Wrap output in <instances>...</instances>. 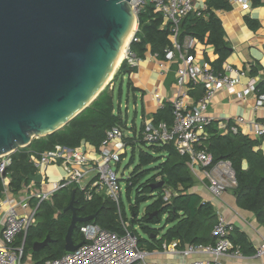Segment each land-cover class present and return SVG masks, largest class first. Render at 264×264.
Returning a JSON list of instances; mask_svg holds the SVG:
<instances>
[{
    "label": "trees",
    "instance_id": "trees-1",
    "mask_svg": "<svg viewBox=\"0 0 264 264\" xmlns=\"http://www.w3.org/2000/svg\"><path fill=\"white\" fill-rule=\"evenodd\" d=\"M231 0H207L208 11L205 16L197 18L189 15L181 21L179 28V40L191 37L203 46H212L216 60L212 63L214 69L220 73L222 63L230 55L231 50L224 40L222 23L214 11L231 10ZM253 7L264 5L262 0H250ZM248 23L250 20L247 19ZM163 19L160 14L153 13V8L147 5L139 15V27L141 38L139 43L132 44L131 50L142 58L150 48V52L164 57V50L172 44L169 26L163 28ZM134 69L126 62H122L116 70L112 81L124 75H130ZM194 84H190V87ZM258 96L264 94V82L255 87ZM172 106L165 104L163 110L154 115L153 123L165 122L172 124ZM114 127L124 129L119 115L114 113L113 99L107 86L99 96L73 118L62 129L43 138L34 139L29 146L20 149L11 157V166L8 168L10 177L9 190L12 194L22 191V186L29 183L34 174L33 167L28 160L31 154L40 157L43 153L52 151L56 146L74 149L83 143L96 152L99 149L107 131ZM208 138L202 141L200 148L205 149L213 159L229 161L235 173L236 180V206L254 215L257 223L264 226V157L258 150V141L240 133H227L220 135L210 124L206 128ZM124 142L132 149L140 142L135 137L124 138ZM142 143V142H140ZM143 144V143H142ZM145 145V144H144ZM153 152L160 154L159 164L154 168V175L146 182V174L133 172L126 181V190L129 194L136 190L137 205L146 202L148 195H155V201L145 210L144 215L138 220L139 213L136 208L132 209L131 218L128 222L130 227L138 225L149 237L148 253L162 250V244L175 243L177 249L182 250L185 246L213 245L214 238L211 236L216 223L213 206L189 190L193 186V177L188 168V158L180 156L172 146H150ZM123 155L121 158H123ZM140 166H148L157 161L152 156L140 153ZM246 167H243V163ZM159 184H162L160 187ZM164 187L171 188L175 195L168 202L163 201ZM2 184L0 180V197L2 196ZM74 194V207L77 216L85 218L94 216L88 223H78L72 235L75 245L84 243L80 229L87 225H97L102 230L122 234V228L116 213L115 205H110L109 200L93 195L92 199L85 200L84 190L77 186H70L56 192L49 203L42 202L38 208L35 225L28 231L24 246V253L31 251L35 264H45L46 261L54 260L63 256L64 238L70 225L72 213L65 211ZM123 214L125 221L126 215ZM165 218V225L173 226L166 229L159 238L157 230L152 229L159 225ZM129 227V228H130ZM166 226H164L165 228ZM134 234V232H133ZM137 238V235L134 234ZM47 236L51 243L38 252H32L35 242H42ZM232 246L231 252L238 251L243 257L253 256L256 250L249 242L247 236L238 228L233 227L229 234ZM137 238V245H138Z\"/></svg>",
    "mask_w": 264,
    "mask_h": 264
},
{
    "label": "built area",
    "instance_id": "built-area-1",
    "mask_svg": "<svg viewBox=\"0 0 264 264\" xmlns=\"http://www.w3.org/2000/svg\"><path fill=\"white\" fill-rule=\"evenodd\" d=\"M234 2L238 3L242 10L249 8L247 0H234ZM129 4L135 14L136 22L122 62H126L130 68H136L141 61V58L131 50V45L141 40L139 15L147 5H150L153 13L160 14L163 19L161 28L167 24L171 33L172 44L170 48L164 50V60L166 63H175L178 66L179 90L171 100L172 124L168 125L164 122L157 125L145 124L137 133L136 139L149 146H172L180 156L187 157L191 176L198 179L200 173L212 199L219 200L225 192L235 190L237 185L230 162L225 160L213 162L212 156L205 149L200 148L201 142L208 138L206 128L211 123L206 113L214 95L221 90L234 93L235 84L244 73L229 65H226L222 72H215L207 63H199L190 53L196 43L193 38L186 37L184 44H180L178 36L181 21L189 15L197 18L205 16L208 11L207 0H131ZM155 57L159 56L155 55ZM232 75L236 79H232ZM190 83L201 85L204 94L198 100L196 107L187 108L183 102L186 97L184 87ZM249 86L254 91L255 82L250 81ZM154 98L160 100L159 95H155ZM257 107H264V95L259 96ZM237 121L244 122L242 118H238ZM230 132L237 134L238 130L231 128ZM253 133L264 141V123L255 124ZM124 138L123 129L119 127L110 129L92 157L81 148L69 149L60 146L43 153L40 157L31 154L28 162L40 176L41 183L48 181L46 171L50 166H59L63 175L58 182L52 184V189L48 192L32 191L34 183L30 181L23 186L29 192L22 199L9 196L8 168L11 166L12 154L0 156V180L3 189L0 208L5 209L0 220V264H21L27 234L35 225L40 204L50 201L56 192L70 186L84 190L87 201L91 200L93 195H98L112 202L116 207L123 232L112 233L102 230L97 225L87 224L80 229L84 243L78 249L65 253L60 258L46 261L45 264H149L147 259L150 255L161 253L182 258L194 254L208 256L182 264H223L221 262L223 257H242L238 251L231 252L232 246L228 237L233 226L221 215L217 216L211 232L215 240L213 245H192L179 250L175 244H162V250L153 253L138 248L136 236L129 231L128 222L123 220L121 194L129 179L124 171L119 173L121 157L127 151ZM2 174H5V178ZM123 179L125 183L122 182ZM163 190V201L168 202L175 192L169 187H164ZM32 200L36 201L34 205H31ZM18 237L22 240L21 244L16 246L15 241ZM263 255L264 236L256 249L255 257L261 258Z\"/></svg>",
    "mask_w": 264,
    "mask_h": 264
},
{
    "label": "water",
    "instance_id": "water-1",
    "mask_svg": "<svg viewBox=\"0 0 264 264\" xmlns=\"http://www.w3.org/2000/svg\"><path fill=\"white\" fill-rule=\"evenodd\" d=\"M130 1L0 0V156L62 129L105 89L136 22ZM74 194L66 253L83 244L72 241L77 224L94 218L77 216Z\"/></svg>",
    "mask_w": 264,
    "mask_h": 264
},
{
    "label": "crops",
    "instance_id": "crops-1",
    "mask_svg": "<svg viewBox=\"0 0 264 264\" xmlns=\"http://www.w3.org/2000/svg\"><path fill=\"white\" fill-rule=\"evenodd\" d=\"M247 1L249 3V8L247 10H242L238 3L231 0V10L214 11L222 23L224 40L231 50L230 55L222 63L220 72L223 71L226 65H229L243 71L244 75L237 80L234 93H230L228 90H221L214 95L208 106L206 115L211 120L210 124H212L213 128L220 135L231 133V128H235L238 130V133L247 135L253 140H257L259 143L258 150L261 151L264 157V141L253 133L255 124L259 125L264 123V107H257L259 96L256 94L255 88L254 91H252L249 86L252 80L255 82V87L259 83L264 82V5L253 7L250 0ZM262 2L264 3V0H262ZM247 19L250 20V23H248ZM185 38L182 41L179 40L181 45L184 44ZM213 52L212 46H203L197 41L195 43V48L190 51L199 63H207L215 72H218L212 65L217 58ZM155 55L157 54L151 53L148 47L138 66L132 68L134 71L130 75H124L119 78L120 87L126 82L127 94L128 96L132 95L134 99L135 117L139 118L141 122V126L138 129L135 120L129 124L127 117L123 119L121 111L118 109L116 112L114 108V113L120 116L125 126L123 130L126 138L135 137L145 124H154V115L158 111L163 110L165 104H171V100H173L178 93L177 64L166 63L164 57H155ZM232 79H236V77L232 75ZM190 84L184 87L186 97L183 102L184 106L187 108L196 107L198 100L204 94V88L201 85L194 84V86L190 87ZM113 85L114 84L111 86L108 85L107 87L112 99L113 90L115 88H113ZM155 95H159L160 100H156L154 98ZM138 104L140 108L139 117L137 116ZM238 118H242L244 122L239 123L237 121ZM78 148H81L90 157L94 156L95 150L87 147L84 143ZM16 152L12 153V155ZM243 167H246L245 162L243 163ZM34 171L33 175H38L35 169ZM62 175L63 171L59 166L48 167L46 171V176L48 177L47 182L41 183L40 181L36 183L30 179V181L34 183L32 191L48 192L52 189V184L58 182ZM198 177V179L193 178V186L189 190V193L197 194L203 201L210 203L213 206L215 215H221L227 223L244 233L256 250L261 244L262 237L264 236V226L257 223L252 213L241 210L236 206L235 190H232L235 192L234 195H232V191H227L219 200H213L205 187L206 182L200 173H198ZM23 186L22 191L17 194H12L9 190V196L15 199H22L25 197L29 191L24 189ZM50 201L46 202L49 203ZM35 202V200H32L31 205H34ZM4 210L3 207L0 208V220ZM165 226V229H168L173 225L170 224ZM21 240L22 238L18 237L15 241V245H20ZM255 254L246 257H223L221 258V262L223 264H264V255L261 258H256ZM207 257L206 255L194 254L187 258H182L179 256H167L161 253L150 255L148 257V263L182 264L183 262H190L197 258ZM21 264H35L31 251L24 253Z\"/></svg>",
    "mask_w": 264,
    "mask_h": 264
},
{
    "label": "rangeland",
    "instance_id": "rangeland-1",
    "mask_svg": "<svg viewBox=\"0 0 264 264\" xmlns=\"http://www.w3.org/2000/svg\"><path fill=\"white\" fill-rule=\"evenodd\" d=\"M112 81V80H111ZM109 81V86L113 85V104L116 112L118 109L121 111L122 118L125 119L127 117L129 124L135 120V123L137 125V128L139 129L141 126V122L139 118L135 117V103L134 99L132 98V95L128 96L127 94V85L126 82L120 87V80L119 78L116 81ZM117 83V84H116ZM116 84V85H115ZM108 87V86H107ZM137 112H138V117L140 114V108L139 104L137 106ZM125 129V128H124ZM148 154L152 156L154 159H157V161L151 165L148 166H140V153ZM160 154L153 152L152 149L150 148L149 145H144L142 143H138L134 149L131 147L127 148L125 156L122 158L121 163H120V172L124 171L125 176H130L133 172L137 170V172L144 173L146 174L145 179L142 180V182L148 181L153 175H154V168L160 163L159 158ZM124 182V179L122 181ZM148 200L146 202H142L137 205L136 203V190L133 189L129 194L127 193L126 190V185L124 187V190L122 191L121 194V201H122V209L124 211V214L126 215V222L130 221L131 218V212L133 208H136L138 211V220L141 219V217L144 215L146 208H148L154 201H155V195H148ZM110 202V201H109ZM110 205L113 203L110 202ZM114 205V204H113ZM119 220V219H118ZM120 223V222H119ZM165 218H163L162 222L157 225L156 227H153L152 229H155L159 233V238L158 240L162 237V234L165 232ZM129 231L131 233L134 232V234L137 235L138 238V248L141 250H149V237L146 235L138 225L134 226L133 228L130 227ZM148 261V259H147Z\"/></svg>",
    "mask_w": 264,
    "mask_h": 264
},
{
    "label": "bare ground",
    "instance_id": "bare-ground-1",
    "mask_svg": "<svg viewBox=\"0 0 264 264\" xmlns=\"http://www.w3.org/2000/svg\"><path fill=\"white\" fill-rule=\"evenodd\" d=\"M130 36H131V35L129 34V36H128V37L126 38V40H125L124 46H123L122 51H121L120 56H119V60H118V64H117V68H118L119 64L123 61V59H124V57H125L126 46H127L128 42H129ZM109 80H110V79H109ZM110 81H111V80H110ZM108 84H109V82H108Z\"/></svg>",
    "mask_w": 264,
    "mask_h": 264
}]
</instances>
